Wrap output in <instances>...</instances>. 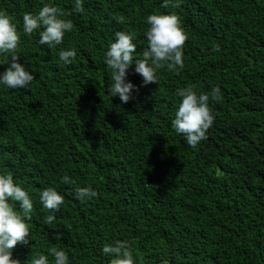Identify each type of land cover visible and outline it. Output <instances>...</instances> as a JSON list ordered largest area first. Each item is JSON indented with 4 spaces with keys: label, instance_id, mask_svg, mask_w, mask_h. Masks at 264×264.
<instances>
[{
    "label": "trees",
    "instance_id": "obj_1",
    "mask_svg": "<svg viewBox=\"0 0 264 264\" xmlns=\"http://www.w3.org/2000/svg\"><path fill=\"white\" fill-rule=\"evenodd\" d=\"M47 2L74 24L52 48L20 31L23 14ZM160 3L84 0L75 13L73 0H0L21 34L19 62L35 78L31 90L0 86V172L12 173L34 204L28 243L12 249L21 264L52 246L70 264H107L101 248L114 239L130 242L138 264H264V0ZM160 12L180 17L184 67L158 69V82L145 85L130 66L135 89L121 103L107 94L103 53L116 31L131 33L141 53L144 18ZM68 47L77 54L63 65L58 51ZM213 85V125L189 147L170 126L175 90ZM64 172L97 196L76 200L73 186L59 183ZM49 186L65 195L52 224L38 199Z\"/></svg>",
    "mask_w": 264,
    "mask_h": 264
},
{
    "label": "clouds",
    "instance_id": "obj_2",
    "mask_svg": "<svg viewBox=\"0 0 264 264\" xmlns=\"http://www.w3.org/2000/svg\"><path fill=\"white\" fill-rule=\"evenodd\" d=\"M182 0H161V8H178ZM84 0H73L75 13L83 11ZM54 2L43 3L36 12H25L22 16L23 35L36 32L38 45L49 48L61 45L66 33L74 29L71 19ZM144 30L147 47L136 53L137 44L133 35L126 31L113 33V40L103 53V62L109 70L111 83L107 86V94L119 98L126 103L132 98L135 85L126 80L127 69L134 65V71L142 77V83L158 82L157 70L164 68L179 71L184 67L183 46L187 39L181 27L180 17L175 12L150 13L145 18ZM14 18L0 11V86L8 89H30L34 81L32 73L24 63L19 62L17 49L20 46L21 34ZM77 54L74 47L60 48L58 59L63 65L73 62ZM139 56V58H138ZM135 57V58H134ZM179 98L178 106L170 126L174 132L183 137L189 147H196L207 138V130L213 125L215 113L210 106V99H219V86L213 85L207 92H197L191 86L179 87L175 90ZM59 183L72 185L71 195L80 202L89 201L97 196L91 186H78L76 181L64 172L59 176ZM39 203L48 214L44 217L47 224H52L56 213L65 202L64 193L55 186L42 189L38 195ZM33 197L21 183L17 182L10 172H0V264H21L12 258V249L18 243H28L30 231L28 221L33 210ZM61 233H53L52 238L60 240ZM101 252L109 257L107 264H138L134 257L132 245L127 239H114L103 244ZM27 264H70L69 256L64 248L49 247L47 253L36 252L30 256Z\"/></svg>",
    "mask_w": 264,
    "mask_h": 264
}]
</instances>
